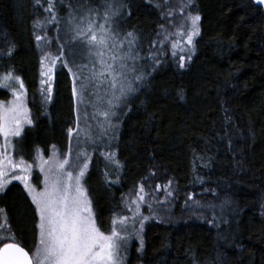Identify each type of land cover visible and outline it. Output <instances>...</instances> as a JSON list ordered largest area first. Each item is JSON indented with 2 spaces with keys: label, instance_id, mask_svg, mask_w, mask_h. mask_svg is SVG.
Returning <instances> with one entry per match:
<instances>
[{
  "label": "trees",
  "instance_id": "trees-1",
  "mask_svg": "<svg viewBox=\"0 0 264 264\" xmlns=\"http://www.w3.org/2000/svg\"><path fill=\"white\" fill-rule=\"evenodd\" d=\"M122 2L118 26L138 34L150 75L130 98L115 145L94 149L83 178L99 226L108 231L114 213L127 214L123 196L139 184L171 181L173 219L181 211L191 216L147 220L143 250L134 244L129 264H264V8L251 0H194L185 10L201 16L200 35L180 68L168 53L156 56L158 63L150 58L166 17L159 0ZM57 7L66 17L59 0ZM39 14L46 13L35 0H0V76L12 70L21 77L33 115L15 149L27 160L37 149L65 148L76 124L66 69L55 70L51 100L39 99ZM7 97L0 88V102ZM107 152L116 153L119 166ZM0 208L10 234L31 253L34 206L23 186L13 182L0 193ZM214 217L219 227L210 223Z\"/></svg>",
  "mask_w": 264,
  "mask_h": 264
},
{
  "label": "snow or ice",
  "instance_id": "snow-or-ice-1",
  "mask_svg": "<svg viewBox=\"0 0 264 264\" xmlns=\"http://www.w3.org/2000/svg\"><path fill=\"white\" fill-rule=\"evenodd\" d=\"M193 2L182 0L180 10L190 8ZM251 2L257 7L264 6V0ZM45 3L46 7L42 0H35V4L43 7L47 14L33 21V35L38 46L40 43H48L46 34L39 33H46L50 25L63 31L66 39L59 47L58 54L46 51L41 57V94L46 92L45 99L51 100L53 71L57 63H61L72 77L73 99L77 105L85 106L82 117L79 107L76 109V127L67 129L69 140L75 137L79 141L83 136L86 142L95 143L97 138L118 131L119 121L127 115V111H131L130 98L150 75L142 66H138V62L143 59L137 50L138 34L134 30L123 33L118 31L115 21L123 15L126 7L122 0H100L99 3H95V0H76L75 5L72 0H67V3L59 0L60 5L67 9L66 18L59 14L57 0H45ZM167 15H172L171 10ZM181 21L175 33L166 29L158 33L162 36L161 44L168 41L170 35L181 38L171 43L173 56H176L177 50L193 53L194 38L200 35L199 14L189 12ZM160 27L164 29V25ZM14 49L15 45L10 44L5 54L11 56ZM150 58L159 62L155 56ZM186 60H191V54L180 56V68L186 67ZM0 88L10 89L12 95L11 100L0 102V193L13 181H19L24 186L34 206L36 236L34 250L30 254L10 234L11 226L6 211L0 208V264H124L123 253L133 235L140 241L137 251H142L144 240L141 233L144 221L149 217L139 219L140 228L133 229V232L128 231V224L141 217L140 205L146 203L144 185L141 184L134 193L135 198L126 202L128 211L133 215L129 217L114 213L108 231L99 226L97 213L82 182L90 160L87 151L76 153L75 160H70L71 147L68 154L60 158L53 145L52 156L48 160L41 157L43 187L34 186L30 181L33 165L22 156L19 159L13 156V138L20 137L24 126L33 123L25 103L23 80L8 70L0 76ZM88 108L92 109L90 114ZM114 118L117 122H114ZM89 120L96 122L95 129L88 123ZM102 155L119 166L115 152ZM171 183L169 181L168 185L163 186L168 196L172 195ZM156 187L157 190L161 188L160 185ZM261 215H264V203L261 204ZM215 219L210 223L219 227ZM223 222L227 223L226 220ZM193 264H196L195 260Z\"/></svg>",
  "mask_w": 264,
  "mask_h": 264
},
{
  "label": "rangeland",
  "instance_id": "rangeland-1",
  "mask_svg": "<svg viewBox=\"0 0 264 264\" xmlns=\"http://www.w3.org/2000/svg\"><path fill=\"white\" fill-rule=\"evenodd\" d=\"M181 3H182V0H167V4H165V0H159L160 9L163 8V10H165V13H166V17H165V21H164V29L160 28L159 33L164 32L165 29L168 32H172V33L176 32V30H177L176 26L182 22L181 18L189 13L185 9L183 11L180 10ZM170 10L172 12V15L168 16L167 13ZM45 15L46 14H42L41 18ZM38 17H40V14L38 15ZM118 19L119 18H117L115 21V24L117 26H118ZM169 21H171V23H169ZM118 31L122 32L121 29L119 28V26H118ZM39 34H41V35L46 34L47 40H48V43L46 45L43 43H40L39 46H38V42L36 41L40 60H41V57L43 56L44 52H46V51L51 52L54 55L58 54L59 47L63 44L64 40L66 39V37H64L63 31H59L56 26L50 25V26H48L46 33L40 32ZM161 39H162V36L159 35L158 38L156 39L155 44H154V45H156V47L154 46L155 51L151 52L152 56H155V57L161 56V54H165V53L172 55V51H173V49L171 47L172 41L176 40V39H181V38L178 36H175V35H170L168 41L164 42L163 44L160 43ZM181 43H183L182 40H181ZM185 47H187V46H185ZM189 54H192V53H189L187 51L181 52V51L177 50L175 57L177 60H179L181 55L187 56ZM138 66H142L144 69V63L142 62V60H140L138 62ZM58 67H63V65L61 63H57L56 68L53 71V80L51 82L52 88H53L54 77H55L54 73ZM64 69H66V68H64ZM66 71L68 72L67 69H66ZM40 72H41V67H40ZM68 75H69L70 81H71V94H72V77L69 74V72H68ZM41 79H42V77L40 76V81H41ZM16 87L18 89L19 86L16 85ZM2 89H4L6 92H8V97L3 102L11 100L12 99L11 90L5 89V88H2ZM24 91L26 93L25 103H26L27 108L30 112L31 119H33L32 111L30 110L29 105H28V97H27L25 85H24ZM45 96H46V92L44 95L41 94V83H40L39 99L45 101L46 100ZM72 99H73V96H72ZM73 105H74V111H75L76 119H77V114H78L76 109L78 107H79V114L82 117L83 113H84L85 106L84 105H77V103L74 99H73ZM87 111L90 114L92 112V109L88 108ZM114 122H117L115 120V118H114ZM88 123L92 124L93 128L95 129V124H96L95 121L89 120ZM119 124H120V121H119ZM31 125H25L24 129L27 126H31ZM75 127H76V124H75L74 128ZM23 132L24 131H22L21 136L23 135ZM116 134H117V131H115L114 133H110L108 136H105L103 138H97L95 140V143L86 142L83 136H81L79 138V141L75 137L70 141L69 137H68V141H67L65 148H60V147L55 146V151L57 152V154L60 158H63L64 155L68 154L69 148L71 147L72 153L69 157L70 160H75L76 153H78L82 150L87 151L90 155V158H91V155L93 154L94 149L96 150L97 147L104 148L106 146H114L116 143V141H115ZM21 136L13 138V141L15 144V149H16L17 143L19 142L18 140L21 138ZM0 143H2V138H0ZM52 146H49L46 151H44L42 149H37L32 160H27L24 158L27 163H31L33 165V168L31 169L30 181L34 186H37L38 188L43 187V179H44V174L40 171L41 157L43 158V160H48L49 157H51L52 153H53V147ZM13 156L16 159H19L21 157L20 155L16 154L15 150L13 152ZM13 182L19 183L21 186H23L19 181H13ZM141 184H143L145 187L146 203H142L140 205L141 217L137 218L135 220V222L129 221V224H128V231L129 232H133V229L138 230L140 228L139 219H141L143 216L149 217L148 220H172L173 219L174 214L172 211V200H171L172 195H173V188L170 186L171 191H172V195L168 196L167 192L164 190V187H163V186L168 185V184H157V185L161 186L160 190H157V187H156L157 185H154L152 188H150V187H146V185L144 183H141ZM141 184H139L134 190L124 194L123 203H124L125 209L127 211V214L125 216L131 217L133 215L132 212L128 211V208L126 206V202L130 201V199H132V198H135L134 193L136 191H138ZM23 188H24V186H23ZM149 205H151V208H149ZM179 213L176 214V216L174 217L173 220H176L175 218H179L178 216H181L184 218L191 216L190 214L182 212V211ZM146 221H144V223ZM143 231H144V229H143ZM141 235L143 237V232L141 233ZM134 244L136 245L135 250H137V248L140 247V241L133 235L132 238L128 242L126 251L123 253V255L125 256L124 264L130 263L131 250H132V247Z\"/></svg>",
  "mask_w": 264,
  "mask_h": 264
},
{
  "label": "water",
  "instance_id": "water-1",
  "mask_svg": "<svg viewBox=\"0 0 264 264\" xmlns=\"http://www.w3.org/2000/svg\"><path fill=\"white\" fill-rule=\"evenodd\" d=\"M263 8H264V6H262ZM25 250H27L26 248H25ZM28 251V250H27ZM31 254V253H30Z\"/></svg>",
  "mask_w": 264,
  "mask_h": 264
}]
</instances>
